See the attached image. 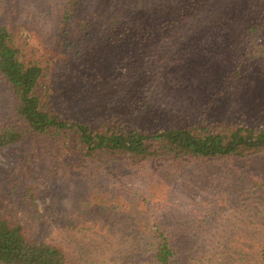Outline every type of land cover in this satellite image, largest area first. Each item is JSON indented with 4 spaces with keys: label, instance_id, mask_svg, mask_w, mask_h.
<instances>
[{
    "label": "rangeland",
    "instance_id": "rangeland-1",
    "mask_svg": "<svg viewBox=\"0 0 264 264\" xmlns=\"http://www.w3.org/2000/svg\"><path fill=\"white\" fill-rule=\"evenodd\" d=\"M263 4L16 0L12 14L11 0H0V27L28 35L40 50L46 87L67 119H115L149 132L203 121L264 128L261 64L252 62L224 87L242 32ZM67 9L72 20L63 24ZM6 92L0 83V123L11 121ZM80 164L53 139L34 136L0 149V216L30 239L58 245L70 264L141 263L150 249L142 238L156 224L176 236L185 264H211L193 259L194 247L207 243L209 251L246 256L213 262L245 264L264 238V154L177 167L116 163L118 172L111 165L99 177Z\"/></svg>",
    "mask_w": 264,
    "mask_h": 264
},
{
    "label": "trees",
    "instance_id": "trees-1",
    "mask_svg": "<svg viewBox=\"0 0 264 264\" xmlns=\"http://www.w3.org/2000/svg\"><path fill=\"white\" fill-rule=\"evenodd\" d=\"M13 1L16 0H11V11L15 14ZM68 9L62 19L63 24L72 20ZM257 11L242 32L238 45L241 52L235 58L234 69L227 77L225 88L234 86L254 61H258L264 70V4ZM29 40L28 35L8 26L0 27V83L7 90L11 120L0 123V149L18 145L34 136L53 139L60 148L78 158L81 163L78 168L85 169L90 177L107 173V167L111 165L113 171L118 172L116 163H123L129 168L152 162L177 167L198 160L214 161L264 154L262 127L203 121L149 132L128 128L115 119L98 124L67 119L54 106L45 83L49 68L39 56L40 50L31 47ZM26 196L29 200L34 198L28 193ZM1 211L4 212V209L1 208ZM154 227H148L146 237L142 238L150 249L141 253L144 260L138 264H185L187 256L185 250L176 246V236L162 230L160 225ZM202 247L200 250L194 247V260L209 259L212 260L211 264H222L213 262L217 255L222 256L224 263L235 257H239L241 262L246 257L243 252L231 254L224 250L222 254L219 249L209 251L205 248L211 247L208 243ZM200 255L205 258H198ZM250 256L245 264H264V238ZM0 264L70 262L66 252L58 245L39 238L30 239L24 234L22 226L0 216Z\"/></svg>",
    "mask_w": 264,
    "mask_h": 264
}]
</instances>
